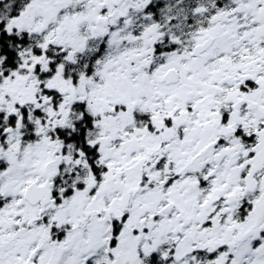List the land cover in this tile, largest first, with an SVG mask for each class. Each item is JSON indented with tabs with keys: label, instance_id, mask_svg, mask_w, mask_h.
Returning <instances> with one entry per match:
<instances>
[{
	"label": "snow or ice",
	"instance_id": "snow-or-ice-1",
	"mask_svg": "<svg viewBox=\"0 0 264 264\" xmlns=\"http://www.w3.org/2000/svg\"><path fill=\"white\" fill-rule=\"evenodd\" d=\"M0 264H264V0H0Z\"/></svg>",
	"mask_w": 264,
	"mask_h": 264
}]
</instances>
